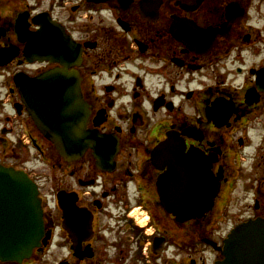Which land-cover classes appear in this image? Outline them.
<instances>
[{
    "label": "flooded vegetation",
    "instance_id": "flooded-vegetation-1",
    "mask_svg": "<svg viewBox=\"0 0 264 264\" xmlns=\"http://www.w3.org/2000/svg\"><path fill=\"white\" fill-rule=\"evenodd\" d=\"M66 64L106 138L69 159L18 84ZM0 163L36 181L45 222L0 264H216L264 217V0H0Z\"/></svg>",
    "mask_w": 264,
    "mask_h": 264
},
{
    "label": "water",
    "instance_id": "water-1",
    "mask_svg": "<svg viewBox=\"0 0 264 264\" xmlns=\"http://www.w3.org/2000/svg\"><path fill=\"white\" fill-rule=\"evenodd\" d=\"M51 28L46 26V36ZM61 39L69 44L63 36ZM60 51L65 53L64 48ZM76 52L79 53L78 48ZM80 78L78 70L66 64L18 80L36 124L67 159L82 155L89 146L96 147L106 139L86 128L90 110L81 94ZM172 139L171 136L163 141L160 148L166 150L167 141ZM60 202L68 214L69 198L61 194ZM43 214L36 182L26 171L0 163V259L22 260L31 255L45 234ZM221 251L223 257L216 264H264V217L251 218L235 226Z\"/></svg>",
    "mask_w": 264,
    "mask_h": 264
},
{
    "label": "rangeland",
    "instance_id": "rangeland-1",
    "mask_svg": "<svg viewBox=\"0 0 264 264\" xmlns=\"http://www.w3.org/2000/svg\"><path fill=\"white\" fill-rule=\"evenodd\" d=\"M30 158L31 159L29 161V164L34 165L37 168V171L38 172H41L42 174H45V173H48L49 172L48 165H46V164L44 165L42 163L37 162V160L34 159V156L33 157L30 156ZM48 184H49V180L47 181L46 184L44 183V185H45L44 186V193H47L46 194L47 195L46 197L48 199V203H52V195H51V193L49 194V192H51V191L47 190V188H46V186H48Z\"/></svg>",
    "mask_w": 264,
    "mask_h": 264
}]
</instances>
